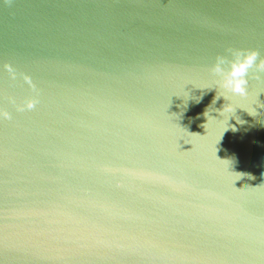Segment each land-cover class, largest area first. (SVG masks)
<instances>
[{
    "label": "water",
    "instance_id": "95a60500",
    "mask_svg": "<svg viewBox=\"0 0 264 264\" xmlns=\"http://www.w3.org/2000/svg\"><path fill=\"white\" fill-rule=\"evenodd\" d=\"M227 49L264 58V0H0V264H264V81L220 88Z\"/></svg>",
    "mask_w": 264,
    "mask_h": 264
},
{
    "label": "clouds",
    "instance_id": "9594fccd",
    "mask_svg": "<svg viewBox=\"0 0 264 264\" xmlns=\"http://www.w3.org/2000/svg\"><path fill=\"white\" fill-rule=\"evenodd\" d=\"M4 2L5 4H11L13 0H4ZM226 51L231 58H229V55H218L210 71L219 77L216 82L220 88L233 94L247 96V86L250 78L264 81V75H262L264 74V58H261L260 52L254 49H227ZM5 69L13 79L16 78V70L11 64H5ZM23 78L35 91L36 86L31 77L24 74ZM219 98L216 97V99ZM37 103L38 101L35 98L28 99L24 105L18 106V111L32 110ZM259 107L264 108V104H260ZM248 113L253 116L251 112L248 111ZM0 118L11 119V114L7 111H0Z\"/></svg>",
    "mask_w": 264,
    "mask_h": 264
}]
</instances>
